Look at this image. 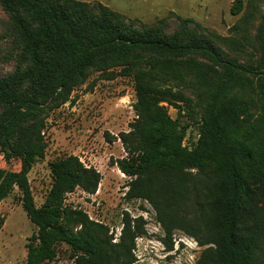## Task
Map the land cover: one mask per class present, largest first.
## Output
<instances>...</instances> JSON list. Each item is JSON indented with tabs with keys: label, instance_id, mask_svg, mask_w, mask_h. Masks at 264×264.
<instances>
[{
	"label": "trees",
	"instance_id": "16d2710c",
	"mask_svg": "<svg viewBox=\"0 0 264 264\" xmlns=\"http://www.w3.org/2000/svg\"><path fill=\"white\" fill-rule=\"evenodd\" d=\"M5 38L16 59L0 74V153L19 171L0 167V203L18 188L37 230L27 264H47L67 244L76 264H135L142 216L123 215L118 241L110 227L66 203L77 188L95 194L102 174L74 154L53 161L52 184L35 204L29 173L44 158L49 112L95 71L120 68L136 84L137 118L120 133L127 156L113 161L129 176L127 198L156 211L173 248L183 230L207 246L196 264H264V13L253 60L240 61L221 37L192 18L169 14L152 23L131 19L100 1L0 0ZM236 0L232 10L242 8ZM170 83L191 93L174 91ZM175 98L193 112L197 145H183L189 124L159 103ZM177 104V103H174ZM193 117V116H192ZM3 219L0 216V229Z\"/></svg>",
	"mask_w": 264,
	"mask_h": 264
},
{
	"label": "rangeland",
	"instance_id": "374dc122",
	"mask_svg": "<svg viewBox=\"0 0 264 264\" xmlns=\"http://www.w3.org/2000/svg\"><path fill=\"white\" fill-rule=\"evenodd\" d=\"M100 1L131 19L152 23L159 18L175 14L192 18L204 28L221 37L220 43L228 52L238 55L240 61L253 60V48L257 25L264 13V0H242V8L232 10L236 0H82ZM8 15L0 4V74L13 71L16 59L11 54L12 45L4 37ZM120 68L95 71L88 79L73 88L69 100L49 112L44 129L46 150L44 158L34 163L29 173L32 194L37 206H41L50 190L53 178L51 163L74 154L87 166H93L102 174L95 194L77 188L66 197L67 205L81 208L89 216L110 227L114 241L121 234L123 215L142 216L145 234L137 237L135 264H196L207 246H200L190 234L174 230L173 248L163 242L165 231L156 217L152 205L143 198L129 199V176L121 172L113 161L127 156L119 135L130 129L137 118L136 84L132 76L119 73ZM174 91H186L178 84L167 85ZM160 102L173 119L189 124L183 145L194 148L199 140V127L193 112L183 102L170 97ZM177 103V104H174ZM193 116V117H192ZM0 167L12 171L21 169L18 159L7 163L0 153ZM3 224L0 229V264H27V242L36 232L22 205V193L15 188L0 203ZM58 255L47 264H76L71 248L65 243L57 244Z\"/></svg>",
	"mask_w": 264,
	"mask_h": 264
}]
</instances>
